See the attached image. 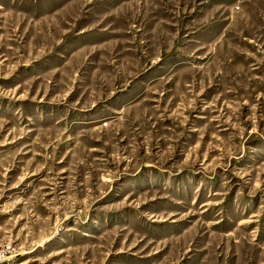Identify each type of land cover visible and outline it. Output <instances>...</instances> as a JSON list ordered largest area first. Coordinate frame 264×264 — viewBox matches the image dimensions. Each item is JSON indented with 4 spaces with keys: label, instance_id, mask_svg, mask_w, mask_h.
Here are the masks:
<instances>
[{
    "label": "rangeland",
    "instance_id": "1",
    "mask_svg": "<svg viewBox=\"0 0 264 264\" xmlns=\"http://www.w3.org/2000/svg\"><path fill=\"white\" fill-rule=\"evenodd\" d=\"M3 243L264 264V0H0Z\"/></svg>",
    "mask_w": 264,
    "mask_h": 264
},
{
    "label": "built area",
    "instance_id": "2",
    "mask_svg": "<svg viewBox=\"0 0 264 264\" xmlns=\"http://www.w3.org/2000/svg\"><path fill=\"white\" fill-rule=\"evenodd\" d=\"M15 252L11 243L0 244V264H22L14 260Z\"/></svg>",
    "mask_w": 264,
    "mask_h": 264
}]
</instances>
